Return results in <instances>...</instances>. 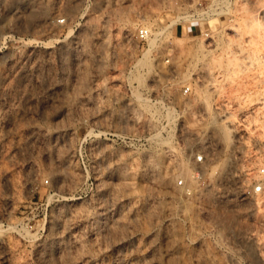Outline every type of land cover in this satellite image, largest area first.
<instances>
[{"label":"rangeland","instance_id":"rangeland-1","mask_svg":"<svg viewBox=\"0 0 264 264\" xmlns=\"http://www.w3.org/2000/svg\"><path fill=\"white\" fill-rule=\"evenodd\" d=\"M259 166L264 0H0V264H264Z\"/></svg>","mask_w":264,"mask_h":264},{"label":"built area","instance_id":"built-area-1","mask_svg":"<svg viewBox=\"0 0 264 264\" xmlns=\"http://www.w3.org/2000/svg\"><path fill=\"white\" fill-rule=\"evenodd\" d=\"M141 42H148L151 37V32L147 28H141L138 34ZM191 87H186V92H190ZM195 162L199 164H204L206 162L205 156L203 154L195 155ZM256 172V173H255ZM253 175L250 177V184L245 190V194L249 197L264 195V167L259 166ZM180 187H184L185 181L183 179L178 181Z\"/></svg>","mask_w":264,"mask_h":264},{"label":"bare ground","instance_id":"bare-ground-1","mask_svg":"<svg viewBox=\"0 0 264 264\" xmlns=\"http://www.w3.org/2000/svg\"><path fill=\"white\" fill-rule=\"evenodd\" d=\"M59 1V0H58ZM23 9V8H22ZM20 11V10H19ZM67 16V15H66ZM47 28V27H46ZM53 28V27H52ZM50 29V28H49ZM43 30V29H42ZM47 34V33H46ZM157 38H158V33L157 32H153L152 33V35H151V37H150V39H149V47L146 49V51L143 53V57H142V59L139 61V65H141V64H143V65H147L148 64V62H149V58H150V56H151V54H153L152 52H153V49L156 47V42H157ZM78 43V42H77ZM63 47V46H62ZM64 51V50H63ZM64 53H65V51H64ZM67 53H65V55H66ZM64 55V54H63ZM208 71V70H207ZM36 78V77H35ZM207 82H209V81H207ZM32 83V82H31ZM204 83H206V82H204ZM24 84V83H23ZM19 88V87H18ZM22 92V91H21ZM22 94V93H21ZM229 116H225V120L224 121H228V123H229ZM225 123V122H224ZM230 124V123H229ZM229 124L228 125H226V126H224V132H223V135L221 136V140L223 141V145L225 146L224 148H227L228 147V145H229V143H231V141L233 140L232 138H231V132H232V130L229 128ZM231 125V124H230ZM235 126V125H234ZM232 127V126H231ZM210 141H212V140H210ZM229 149V148H228ZM183 165V164H182ZM183 167H185V166H183ZM182 167V168H183ZM187 167V166H186ZM185 167V168H186ZM188 168V167H187ZM191 168V167H190ZM188 169H186V171H187ZM192 170V169H191ZM185 171V172H186ZM187 176V175H186ZM168 181V180H167ZM170 181V180H169ZM166 184V183H165ZM164 184V185H165ZM170 184H171V181H170ZM168 185H169V183H168ZM190 191H191V194H192V188H190L189 189ZM9 244V243H8ZM38 244V243H37ZM43 244V243H42ZM10 245V248H11V244H9ZM8 245V246H9ZM36 245V244H35ZM40 245V244H39ZM3 246H5V245H3ZM42 246V245H41ZM6 248V247H5ZM46 248V247H45ZM38 250V249H37ZM44 251V250H43ZM46 251V250H45ZM12 252L13 251H11V249H5L2 253H3V256H4V258H6L7 260L8 259H10V257L12 256ZM40 252H42V251H40ZM14 253V252H13ZM40 256H42V255H40ZM13 257V256H12ZM42 260V259H41ZM11 262V261H10Z\"/></svg>","mask_w":264,"mask_h":264}]
</instances>
